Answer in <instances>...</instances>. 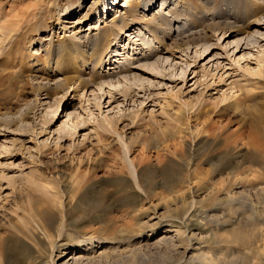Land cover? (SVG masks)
<instances>
[{
	"label": "rangeland",
	"instance_id": "obj_1",
	"mask_svg": "<svg viewBox=\"0 0 264 264\" xmlns=\"http://www.w3.org/2000/svg\"><path fill=\"white\" fill-rule=\"evenodd\" d=\"M49 1L0 0L1 15L9 18L16 15L18 20L24 18L26 22L35 23L37 19L33 18V13L43 11L44 22L51 12ZM66 1L77 2L62 0V3ZM93 1L84 0L81 13L88 11ZM161 1L155 0L151 12L159 10ZM107 4L106 7L105 2L100 5L98 16L92 11L76 27L68 22L69 30L65 33L58 30L54 40L72 37L77 30H80L78 35L89 33L92 31L87 30L90 26L106 27L107 21L115 16L114 9L122 8L124 0H108ZM114 4L118 5L117 8ZM228 9L233 11L226 7L223 18L219 19V14L214 17L215 22L226 21L220 23L224 35L222 37V30L218 29V37L213 38L210 34L207 41L212 45L208 50L203 51L204 48L199 46L197 53L195 47L187 49L186 44L169 48L176 56L164 62L166 70H151L152 67L141 66L143 62L133 59L129 65H133L131 69L143 80L132 74L128 79L122 77L120 82L114 79L110 85L107 81L111 79L104 76L106 83L101 88L94 85L92 89H96L92 90L87 86L85 92L81 86L36 90L35 85L40 80L54 82L44 67L39 71H45L38 72L43 77H35L36 72L25 56L29 47L34 50L40 46L38 37L45 36L47 32L43 31L49 29L52 19L46 21L49 23L47 28L37 32L33 29L29 32V22L26 24L23 20L22 32L12 40L14 59L20 64L23 77L13 76L14 68L9 72H2L0 68V264H54V260L55 264H264V194L257 188L264 183V169L261 168L264 155L257 158L258 163H253L254 158L249 155L239 158L248 143V146L259 145L264 149V36L249 45L244 44L246 40L243 39V46L236 49L237 40L247 36L248 27L246 21L235 20L234 16L228 18ZM148 14L151 15L150 11ZM77 16L78 13H72L68 19L72 21ZM259 16L261 14L250 20ZM261 19L264 32V19ZM201 22L197 25H205ZM180 25V28L175 25L174 34L181 36L187 26ZM0 39L7 43L10 37L6 39L0 34ZM137 47V50L134 46L122 50L126 55L137 52L134 57H138L141 46L138 44ZM164 51L162 55H168ZM138 64L153 74L136 70ZM10 71L12 74L9 75ZM56 77L62 78L63 75L58 73ZM225 97V101L218 102ZM35 98L38 101L36 109L28 114L25 126L5 123L3 114L15 113L20 108L24 112ZM55 100L59 101L58 109L56 106L48 108L47 104H54ZM189 109L193 124L203 125L197 145L204 153L202 151L190 170H186L183 164H177L181 161L178 155L175 156V151H184L185 145L178 137H171L169 131L182 130L180 126L185 124L181 125L176 118L179 112ZM53 110L57 111L56 114ZM105 117L111 124L105 121ZM188 140L194 142L193 137ZM241 140L245 145L243 148ZM126 142L131 143L129 152L124 146ZM234 142L240 144L241 150L238 148L240 151L234 150L224 158L221 149ZM213 155L225 162L233 159L232 165L241 162L234 177L235 183L230 187L231 193H236L235 200H227L230 174L215 177L216 181L219 180L216 191H212L209 185ZM120 156L127 160L130 169L121 170L126 164ZM169 156L177 162L167 165ZM132 159L160 166L161 169L153 171L156 172L153 176L164 184L157 187V195L144 200L146 213L140 227L133 228L129 225L130 219L125 217V220L122 210L136 206L138 197L129 183L122 186L121 176L114 173L120 170L119 173L128 175L136 190L143 194L136 184V167L134 170L135 165L131 164L134 171L130 167ZM77 167L83 172L92 168L87 174L89 181L67 197L64 186L55 176L61 171L75 172ZM196 177L203 178L202 182ZM82 178L79 180L84 181ZM186 178L188 183L181 182ZM254 180L261 184L252 187L250 182ZM101 184L105 190H101ZM196 185L201 188L196 202L186 198L185 204L182 201L174 204L171 198L174 192L164 198L160 196L170 188L178 194H186L190 186L193 189ZM213 193L221 198L220 201L213 200ZM102 201L109 203L110 209L97 208ZM45 208H52L54 215H38L40 220L36 223L34 215ZM114 219L118 220L115 222ZM62 220L67 224L60 232L58 228ZM175 229H187L186 236L190 241L184 242L186 245L180 246ZM12 233H17L23 242L20 243ZM185 246H189L186 253ZM64 249L69 253L57 260ZM105 249L112 255L101 256Z\"/></svg>",
	"mask_w": 264,
	"mask_h": 264
},
{
	"label": "bare ground",
	"instance_id": "obj_2",
	"mask_svg": "<svg viewBox=\"0 0 264 264\" xmlns=\"http://www.w3.org/2000/svg\"><path fill=\"white\" fill-rule=\"evenodd\" d=\"M107 1L108 0H105V1L104 0H94L92 3H90L91 5L89 6L88 11H86L85 13H81V11L83 10V7H85L83 6L85 4L84 0L83 1L77 0L76 2L78 5L77 7L75 6L76 3L72 1H66L62 3V0H50L48 3L49 4L48 7L51 6L50 7L51 12L49 11L48 16L46 17V20L44 22L42 21L43 11H39V12L35 11V13H33V16H34L33 18H36L37 20L35 21V23L33 22L30 23L31 20L27 21L29 22L28 24L29 27H31V29L28 28L29 32H31L32 29L37 32V31L47 28L46 26L48 22L46 23V21L47 20L49 21L50 19H52V21L51 20L49 21L50 22V25H48L49 29L43 31L44 33L47 32L45 36L42 37L41 35H39L38 37V42L40 43V46L34 50L30 49L29 47L28 54L25 56L26 59H29V61L31 62V65H32L31 69L33 68L35 70L34 72H36L34 74L35 77L36 76H39L40 78L43 77V75H39L38 72L45 71V70L39 71L41 68L44 67L49 72V76L54 82V83H51V81L42 82V80H40L39 83L37 84L35 83L36 84L35 87L38 92H40L39 90H42V88L44 90L45 88L69 89L72 86L74 87L81 86L82 87L81 90L83 89L85 92L86 89H88L89 87H91V89L94 88V85H98L101 88L106 83L104 76L106 78L111 79L110 81H107L108 84L110 85L114 82V79H116L115 82H120L122 77H124V79H128V77L130 78L132 74H134V78H140L143 80L141 75L137 77V74L135 73V71L131 69V68H134L133 65H129V64H132L131 60L133 59H136L137 62L138 61L143 62V64H140L141 66L147 67L149 69L152 67L151 70H155L156 68L157 69L164 68L166 70V67L163 66L164 62H167L170 60V58L176 56L175 53L169 50V48L175 47L179 44H181V46L183 44H186L187 49L191 47H195L196 48L195 51L197 53H198L197 48L199 46L204 48L203 51H206L209 49V47L212 44H209L210 42L207 41L208 36L211 34L213 38L218 37L216 33L217 29L220 31L222 30L220 33V35H222L223 29H220V25H221L220 23H224V24L226 23V21H221V20L220 22H215L214 17H217L216 15L219 14L218 15L219 19L223 18V16L226 14V7H229L233 10V11H230L228 9L230 11L227 13L228 18H233L234 16L235 20L246 21L247 27H248V31L245 33L247 34V36L242 37L237 40L236 49L243 46V43L241 42L243 39L246 40V43L244 44L249 45L251 41L253 43H257L259 37L262 35L264 36V32H262V29H261L262 24L260 22V20H262L261 17L264 19V13H263L264 12V0H162L161 1L162 6L159 8V10H156L154 12H151V11H153L152 8L155 4V0H124V4H121L122 8H117L118 5L114 4L116 5V8H117V9H114L115 16L113 17V19H111L110 22L107 21L106 27L90 26L89 28H87V30L92 29V31H89V33H86L83 35L79 34L80 35L79 36L77 33H79L80 30L79 31L77 30L74 33V35H72V37L65 36L62 41L54 40V36L56 35V33H58V30H61L64 33L69 30L70 24H68V22L69 23L72 22L71 25L76 27V25L81 24L86 17L90 16V12L92 11L96 12V15L98 16L100 5L103 2H105V7H106L108 5ZM118 4L120 5V2ZM166 4L167 6L164 8ZM78 10L80 11L78 12ZM149 11L151 15L148 14ZM210 11H213L212 16H210ZM1 13L2 12L0 10V34L5 35L6 39L10 37L11 41L9 40V42L6 43L2 39H0L1 44H2L0 47V68L2 72H4L5 70L7 71L10 70V68H14L13 70L15 71L13 72V76L20 77L23 75V73L22 71H20V66H19L20 64H16L15 59H14L16 58V56H15V52L13 51V48L15 45L13 41H14V38H16L20 34V32H22L21 29H22V26H24L22 24L23 23L25 24L26 21L24 18L23 20L25 22L23 20H20L21 18L18 20L17 18L19 17H17L16 15L14 16V18H12L13 15L11 18H9L8 15L3 16L1 15ZM72 13L73 15L78 13V16L72 21H70V19H68L69 18L68 15L69 14L72 15ZM259 14H261V16H259L256 20H250L251 17H255V16L257 17V15ZM148 15H149V18H148ZM227 15L225 17H227ZM20 16L22 17L23 15H20ZM71 18H74V17H71ZM199 21H203L201 23H205V25H202V24L197 25V22ZM180 24L187 26L186 30L184 31V33H182L183 35L181 36L179 34H174L175 25H177V27L180 28L181 27ZM56 28H59L57 29V32H56ZM139 40H142L141 43L139 42ZM166 40H169V42L166 43ZM138 44L139 46H141L138 57L137 56L134 57V54H136L137 52H133V54H130V55L128 54L126 55L125 53H123L125 51H123L122 49H126L127 47H130V46L132 47L134 46V48H136L137 50ZM156 44L162 45L163 46L162 49L159 46H156ZM135 45L137 46L135 47ZM132 50L134 51V49ZM163 50H165L164 52L168 53V55H162L164 54L162 52ZM157 55L158 57L155 59V61H151ZM43 60H45L46 62L45 61L41 62ZM140 65L135 66V69L140 70L141 72H143V74L152 73L148 71L147 69L145 70L144 67H140ZM107 67L108 69L105 70ZM103 71H105V73ZM58 73L62 74L63 77L62 78L56 77ZM8 74L10 75L12 74V72ZM97 76H99L98 80H96ZM95 89H92V90H95ZM38 92H37V96H38ZM224 99L226 100V97L222 98V100L218 102L219 103L223 102L225 101ZM37 102L38 101L35 98L34 102L31 105H28L25 108L24 112H22L20 108L15 113L8 112V113L3 114L6 120L5 123H10V124L16 123V124H19L20 127L25 126L28 122L27 116L31 111L34 112V109H36V106H37L36 104ZM58 102L59 101H56L54 104H47V107L52 108L56 106V109H58V104H57ZM56 112H57L56 110H53V114H56ZM191 112H192L191 109H189V111L185 110V112L184 111L179 112L176 119L177 121H179L181 125L185 124V126L184 127L180 126L182 130L178 129V131H175V130L169 131L171 137H174V136L175 138L178 137L179 140H181V142H183V144L185 145L184 151H181V152L175 151V156L178 155L177 158H179V160L181 161V162H178L177 164L179 163L183 164L186 170H190L192 165L195 163L197 157L202 155V151L204 153V150H201V146L197 145L199 142L198 140L200 139V131L203 125L200 126L198 124L197 125L193 124L194 121H192V118L190 115ZM105 121L108 124H111L110 120L107 117H105ZM189 137H193L194 142L188 140ZM252 137H255V136H252ZM252 140L254 139L252 138ZM260 142H261V139H260ZM232 143H227L226 146L224 145L225 147L221 149V151L223 150V154L225 155L224 158L228 154L231 155L232 151L239 150V149L241 150V148L245 146L244 142L241 143L242 144L241 148H239L240 147L239 143L237 142H234V144ZM256 143H257V140H256ZM130 144H131L130 142L125 143L124 146H126V152H129V150L130 151L132 150ZM248 144L245 146V150L243 149L244 152L242 154H239V158H246V157L252 156L254 160H251V161L253 163H258L257 158L260 157L261 155H264L263 154L264 149L263 148H262L263 150L260 149L259 145H256V144H254L256 145L255 147L248 146ZM176 149L177 148H175V150ZM166 150H170V149H166ZM120 157H122L123 164H126L121 167V170L124 168L128 170L129 165H127L128 164L127 160H124L123 156H120ZM173 158L174 157L169 156V161H168L169 163H167V165L171 164L172 162H177ZM216 158L217 156L213 155L211 156V159H210L212 169L209 172L212 175H211V178L208 179L209 185L213 189L212 191H216V187H217L216 184H219L217 183V181L219 180L216 181L215 177L219 176L220 178H222V176L225 173H227L232 176L230 182L228 183L226 187V188H229V191H230L231 190L230 187L233 186V182L235 180L234 177L237 176L236 174L239 172V169H240L239 167L241 166V162L239 160L238 163L235 162L232 165L231 162L233 159L232 160L229 159L230 161L225 162V161H222L221 158H217V159ZM130 162L129 163H130L131 169L133 168L132 167L133 165H135L134 170L136 167L135 171L137 172L135 173L138 174V176L136 174V176L138 177V178L136 177V184L140 187V189L143 190L144 192L143 194L142 192L140 193L138 190H136L133 184V181L129 178L128 175L119 173L118 171L120 170L115 171L114 173H116V175L121 176L120 181L122 182V186L123 184L128 185L129 183V186H131V188L135 190V192L134 191L133 192L136 193L138 197L136 206L128 210L126 209L122 210V212L125 213L124 214L125 216L123 215L124 218L126 217L127 219H130L129 225H132V228H133L136 225L140 227L139 224H141L142 217L146 213L147 209L144 208L145 206L144 200L153 195H157L158 194L156 190L157 187L164 186V184L161 182V179L157 180L156 176L155 177L153 176L156 173L153 171H157L158 169H161L160 166L158 167V165L152 164L151 162L143 163L142 159L138 161L136 159H132V161ZM261 168L264 169V166H262V164H261ZM225 169H230V171L228 170V172H226ZM91 170L92 168H90V170H87V171L85 170V172H83L79 167H77V170H75V172L74 170L70 173L62 172V171L58 172L56 173L55 178L59 183H61L64 186L65 194L68 197L71 195L73 191H77L76 189L78 188L82 189L84 187V185L89 181L88 179L89 176L87 174L90 173ZM134 170L132 169V171ZM226 176H229V175H226ZM80 177H83L82 179L84 181H81V179L79 180ZM257 177L259 176L257 175ZM196 178H197V181L200 180V182H202L203 178H200V177H196ZM256 181L257 180H254L251 182L248 181V182H250L253 185L252 187H255L256 185H259L261 183L264 184L263 182L257 183ZM260 181L261 180H259V182ZM181 182L188 183L189 180L188 178H186V181L185 179H181ZM251 184H249V186ZM262 184L259 185V187L257 188L260 189L258 191H261L263 195L264 185ZM100 186H101V190L103 189L105 190L104 185L101 184ZM208 187L209 186H207V188ZM200 190H201L200 185L193 186V189H192V186H190L188 193L178 194L176 193L177 192L176 190L170 188L169 190H167L165 193L161 194L160 196L164 198L167 195H170L171 193L174 192L173 197L171 196L174 204L179 201H182L184 203L189 198L192 199L193 202H196L195 199H196V196L199 194ZM235 194H232L230 191L227 195V200L228 201L235 200L236 199ZM212 195L214 196L213 200L220 201L221 198H218L216 195H214V193ZM260 201L261 200H259V202ZM251 202H253V199H251ZM94 204L95 203H93V205ZM101 207L110 209L109 203L105 201L98 203L97 208H101ZM260 208L261 207H259V209ZM53 212L54 210L52 208H45L44 210H41L36 215H34L33 217L34 221L36 222L40 220L39 218H37L38 215L42 217H44L45 216L44 214L46 213L54 215L55 212L54 213ZM117 220L118 219H114L115 222ZM110 221L112 222V219ZM131 221H133V223ZM66 224H67V221L62 220V223L60 224L58 228L60 232L63 231V229L66 227ZM124 227L125 226L122 227L123 230H124ZM122 228H120V231H122ZM174 231H175L176 238H178V240L180 241V246H182L184 242L190 241L187 239V236H186L187 229H181V230L175 229ZM12 234L20 241V243L23 242V239L19 238L20 236L17 233H12ZM91 243L93 244V239L91 240ZM114 247L115 246L111 247V249H114ZM188 247L185 246V248L187 249H184V253L188 252L187 251ZM68 251L69 250L67 249L62 250L59 253L57 260L64 258L66 256L65 254H67ZM100 255L110 256L112 254L108 253L107 250L105 249L100 253ZM54 264H55V260H54Z\"/></svg>",
	"mask_w": 264,
	"mask_h": 264
}]
</instances>
